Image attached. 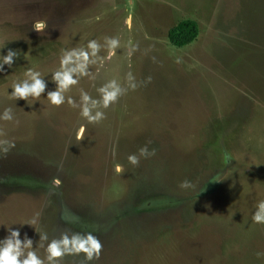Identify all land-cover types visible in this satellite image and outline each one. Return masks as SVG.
Segmentation results:
<instances>
[{
  "label": "rangeland",
  "instance_id": "obj_1",
  "mask_svg": "<svg viewBox=\"0 0 264 264\" xmlns=\"http://www.w3.org/2000/svg\"><path fill=\"white\" fill-rule=\"evenodd\" d=\"M186 20L197 37L174 46L168 32ZM106 37L119 40L114 55ZM90 40L101 48L89 75L52 105L63 51ZM9 49L0 115L11 108L13 120L0 119V141L14 146L0 145V240L18 229L45 264L65 231L91 232L103 249L58 264H264V224L252 219L264 200V0H0V62ZM28 69L46 90L16 100L11 86ZM112 80L126 91L96 109L98 123L67 103L80 105L81 90L99 100ZM145 145L155 154L140 156Z\"/></svg>",
  "mask_w": 264,
  "mask_h": 264
},
{
  "label": "clouds",
  "instance_id": "obj_2",
  "mask_svg": "<svg viewBox=\"0 0 264 264\" xmlns=\"http://www.w3.org/2000/svg\"><path fill=\"white\" fill-rule=\"evenodd\" d=\"M32 28L41 33L47 28V21L40 19L36 20L32 24ZM107 48L109 49V55H114V50L119 47V40L117 38H105ZM101 45L96 40H90L85 48H74L71 50L63 51L60 57V67L52 74V81L56 84V89L48 91L47 99L49 102L59 107L65 102V93L74 85L78 84V77L88 76V66L91 63H95V60L91 57H97L100 51ZM17 58V51L9 49L6 55H2V62H0V71L4 70V65L7 64L12 67ZM25 79L22 81L13 82L11 88L13 89L10 94L11 97L17 99L26 100L29 97L38 99L42 93L46 90V82L41 78V74L33 69H28L25 72ZM76 77V78H74ZM129 81L134 78L131 74L128 77ZM151 81V77L148 78V82ZM132 89H135L134 83L130 84ZM100 94L99 100L92 99L86 92L81 90V103L77 105L71 98H67V103L72 107L79 106L81 108V116L86 118L89 123H98L105 118L104 112L96 110L99 107L107 109L111 104L115 103L118 98L126 91L122 89L117 81L112 80L97 89ZM94 110H96L94 112ZM94 112V114H93ZM0 119L5 121L13 120V114L11 108H5L3 114L0 115ZM84 128L81 127L77 133V138L80 139L83 136ZM0 145H6L2 148L4 153H7L10 147L14 146L7 140L0 141ZM140 156L148 157L155 154V149L149 152L147 145L139 149ZM128 161L132 165L139 164V156L132 154L128 156ZM117 167V171H119ZM54 183L59 185L60 181L55 180ZM190 182L182 181L180 187H190ZM253 222L258 224H264V200L258 201L256 205V211L252 216ZM10 234L3 240H0V264H45V260L41 259L36 251L33 249L32 240L25 235L21 240L19 230L9 229ZM41 241H47L48 236L46 234L40 235ZM43 247V244L40 245ZM103 245L100 239L91 232H74L71 235L67 231L61 233L58 239H52L47 243L46 260L48 264H58V261L62 259L66 254H85L86 261H92L93 259H99L102 252ZM262 253H257V256Z\"/></svg>",
  "mask_w": 264,
  "mask_h": 264
},
{
  "label": "trees",
  "instance_id": "obj_3",
  "mask_svg": "<svg viewBox=\"0 0 264 264\" xmlns=\"http://www.w3.org/2000/svg\"><path fill=\"white\" fill-rule=\"evenodd\" d=\"M198 28L195 21L186 20L180 22L168 32V38L174 46H185L195 40Z\"/></svg>",
  "mask_w": 264,
  "mask_h": 264
}]
</instances>
